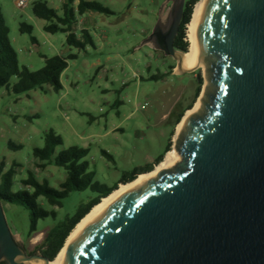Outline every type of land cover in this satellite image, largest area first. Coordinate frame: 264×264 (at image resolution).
I'll use <instances>...</instances> for the list:
<instances>
[{
  "label": "water",
  "instance_id": "1",
  "mask_svg": "<svg viewBox=\"0 0 264 264\" xmlns=\"http://www.w3.org/2000/svg\"><path fill=\"white\" fill-rule=\"evenodd\" d=\"M186 0H173L164 53L176 75L204 69L174 152L90 213L56 262L28 255L0 199V264H264V0L196 4L175 49Z\"/></svg>",
  "mask_w": 264,
  "mask_h": 264
},
{
  "label": "rangeland",
  "instance_id": "2",
  "mask_svg": "<svg viewBox=\"0 0 264 264\" xmlns=\"http://www.w3.org/2000/svg\"><path fill=\"white\" fill-rule=\"evenodd\" d=\"M94 1L114 14L100 15L106 24L90 29L94 44L88 43L81 50L68 47L65 34L44 32L43 26L52 23L38 20L33 14L35 3L61 9L62 0H31L25 10L17 8V0H0L21 68L37 72L45 67L46 59L76 57L62 75L60 92L48 86L22 96L7 89L0 91V166L5 170L13 163L21 166L16 188L22 186L29 172L55 189L65 182V169L53 164L40 170L34 157L35 149L45 147L49 132L63 141L56 155L73 147L88 150L84 162L88 163L94 182L114 188L124 175L151 168L149 156L164 154L173 143L180 116L194 107L200 87L203 92L204 69L176 75L177 62L166 57L147 37L157 25L164 31L170 27L173 0ZM160 15L165 18L159 20ZM22 25L32 27V34L23 33ZM33 38L40 47L33 45ZM16 83L13 78L10 85ZM169 112L172 118L165 122L163 117ZM10 144L21 149H11ZM96 197L91 190L75 192L59 207H52L45 198L39 199L38 204L55 212L56 218L40 221L39 234L32 239L29 212L15 205L4 204L3 208L13 236L33 252L49 230L74 217L81 206Z\"/></svg>",
  "mask_w": 264,
  "mask_h": 264
},
{
  "label": "trees",
  "instance_id": "3",
  "mask_svg": "<svg viewBox=\"0 0 264 264\" xmlns=\"http://www.w3.org/2000/svg\"><path fill=\"white\" fill-rule=\"evenodd\" d=\"M74 2L75 0H67L62 15L46 3H35L33 14L38 20L52 23L45 29L48 34H65L67 35L68 47L85 50L88 43L94 44V41L87 31L82 32L81 38L75 34V25L78 23L77 16L86 12L99 15H113L114 13L95 1L80 0L77 7H75ZM198 2L199 0H186L180 32L174 45L175 49L183 54L188 52L189 44L186 41V31L192 19L194 6ZM21 31L32 34L33 28L22 25ZM32 40L35 41L34 38ZM74 59H76L75 56L68 58L56 56L46 59L45 67L37 72L31 71L27 67L21 68L18 53L11 44L10 31L0 7V91L7 89L14 95L22 96L36 90H44L48 86L54 91L60 92L63 89L62 75L68 69L69 61ZM13 78L17 79V83L12 87L10 82ZM200 94L201 87L197 99ZM183 117L184 114L180 116L177 122L178 125ZM61 146H63L61 138L54 132H49L46 135L45 147L34 151V157L40 170H46L54 164L56 167L67 171L68 176L65 182L60 184L59 189L51 187L48 181L40 182L31 172L28 173L27 179L22 181V186L16 188L15 179L21 166L13 163L8 170L0 166V199L3 205L21 206L29 212L31 218L30 239L39 234L38 224L40 221L50 217L56 218L55 212H48L38 204L39 199L45 198L52 207H59L62 200L75 192L91 190L97 195L88 204L81 206L74 217L66 218L58 226L49 230L45 234L42 244L35 247V251L29 254L32 256L39 253L50 261L56 259L74 229L103 199L117 191L120 185L133 183L140 175L154 171V168L151 167L142 170V172L136 171L131 176L124 175L120 183L110 189L96 184L94 175L88 172V163L84 162V159L88 156V150L73 147L56 155L57 149ZM9 147L15 150L21 149L20 146L12 144ZM171 147L172 145L169 146L167 153L171 151ZM164 159V156L159 158L156 166H159Z\"/></svg>",
  "mask_w": 264,
  "mask_h": 264
},
{
  "label": "crops",
  "instance_id": "4",
  "mask_svg": "<svg viewBox=\"0 0 264 264\" xmlns=\"http://www.w3.org/2000/svg\"><path fill=\"white\" fill-rule=\"evenodd\" d=\"M79 1L80 0H75V2H74V4H75V7H77V5L79 4ZM87 1H94V0H87ZM67 3V1H65V0H62V8L61 9H59V8H55L54 10H56L60 15H62L63 14V12H62V10H63V7H64V5ZM164 19L165 18V16L163 15V16H161L160 15V19L159 20H162V19ZM77 20H78V23L75 25V29H74V32H75V34L79 37V38H81L82 37V32L83 31H87L89 34H90V29L92 28V27H94L95 29L96 28H100V27H102L104 24H106V19H104V20H102V19H100V15L99 14H95V13H90V12H86L85 14H83V15H79V16H77ZM45 22V21H44ZM48 26L47 25H45V26H43V31L44 32H46L45 31V29L47 28ZM47 33V32H46ZM48 34V33H47ZM49 35H51V34H49ZM91 35V34H90ZM147 37L149 38L150 37V35H149V33L147 34ZM48 40H51V38L49 37L48 38ZM66 41H67V39H66ZM50 43H51V45H53V47H54V43H53V41L51 40L50 41ZM33 45L36 47H40V44H39V42H38V40H36L35 39V41H33ZM170 118H172V112H169L168 114H166L164 117H163V119H164V121L165 122H168L169 120H170ZM177 126H178V124H176V126H175V134H176V131H177ZM175 134L173 133V135H172V140L171 141H173L174 140V136H175ZM172 146H173V143L171 144ZM171 149H172V147H171ZM168 150V149H167ZM167 150L164 152V156L166 157V155H167ZM163 155H159L158 157H156V156H149L148 157V161H149V164H150V166L149 167H153L154 169L157 167L156 165H157V161H158V159L159 158H161ZM110 156V155H109ZM142 175H145V174H142ZM120 183V182H119ZM118 183V184H119ZM120 187V186H119ZM17 239V238H16Z\"/></svg>",
  "mask_w": 264,
  "mask_h": 264
},
{
  "label": "bare ground",
  "instance_id": "5",
  "mask_svg": "<svg viewBox=\"0 0 264 264\" xmlns=\"http://www.w3.org/2000/svg\"><path fill=\"white\" fill-rule=\"evenodd\" d=\"M202 1H205V0H200L198 3L202 2ZM198 3H197V4H198ZM195 13H196V5L194 6V9H193V14H192L191 22H190V24L187 26V32H186L187 35H186V37H187V41H188L189 47H188V52L185 53V54H190V52H191L192 49H193L192 42H191V40L189 39V33H190V30H191L192 20H193V18H194V16H195ZM199 68H201V67H199ZM201 95H202V94H200V97H201ZM200 97H199V98H200ZM199 98L197 99L196 103L194 104V107H193L191 110H189L188 112H192V111L195 110L197 104L199 103ZM184 117H185V116H184ZM183 119H184V118H183ZM182 121H183V120H182ZM182 121H181V123H182ZM181 123H180V124H181ZM180 124H179V125H180ZM179 125H178V126H179ZM178 126H177V130H178ZM176 133H177V131H176ZM175 138H176V134H175V136H174V139H175ZM173 152H174V140H173V146H172V149H171L170 152L167 153L166 158L168 157V155L173 154ZM166 158L164 159V161H163L159 166H157V167L154 169L153 172L148 173V174H145V175H140L139 177H147V176L154 175V174L156 173L157 168H161V167L163 166V164H164ZM139 177H138L133 183H130V184H127V185H122V186H123V187H129L130 185L135 184V182L139 180ZM119 190H120V187H119V189H118L117 191H115L114 193L119 192ZM114 193H113V194H114ZM111 195H112V194H111ZM111 195H110V196H111ZM110 196H109V197H110ZM109 197H107L106 199H103L102 202H101L98 206H100V205L103 203V201L107 200ZM95 208H96V207H95ZM95 208H93V209L91 210V212H92ZM91 212H90V213H91ZM90 213H89L86 217H88V216L90 215ZM86 217H85V218H86ZM85 218H84L82 221H84ZM82 221H81V222H82ZM81 222H80V223H81ZM80 223H79V224H80ZM79 224H78V225H79ZM77 227H78V226H77ZM77 227H76V228H77ZM76 228L74 229V231L76 230ZM74 231H73V232H74ZM73 232L71 233V235L73 234ZM71 235H70V236H71ZM70 236H69V238H70ZM69 238H68V239H69ZM68 239H67V241H68ZM67 241H66V242H67ZM38 242H39V237H36L35 240H34V243H38ZM65 244H66V243H65ZM64 247H65V245H64ZM64 247H63V249H64ZM63 249H62L61 252L58 254V256H57L56 259L53 261V263L56 262L57 258H58L59 255L62 253ZM53 263H52V264H53Z\"/></svg>",
  "mask_w": 264,
  "mask_h": 264
},
{
  "label": "flooded vegetation",
  "instance_id": "6",
  "mask_svg": "<svg viewBox=\"0 0 264 264\" xmlns=\"http://www.w3.org/2000/svg\"><path fill=\"white\" fill-rule=\"evenodd\" d=\"M169 29H170V27L166 31H164V29H163L162 26L157 25L156 28L154 29V31L151 33V35L149 37L150 38L149 39V42H153L155 44V46L157 47V49H159L162 53H164V51H163V49L165 47L164 46V41H165L166 37L169 34ZM164 55H165V53H164ZM18 244L23 247V245H21V243H18ZM23 248L26 250V252H27L28 255L31 253V252H29L27 250V248H25V247H23Z\"/></svg>",
  "mask_w": 264,
  "mask_h": 264
},
{
  "label": "built area",
  "instance_id": "7",
  "mask_svg": "<svg viewBox=\"0 0 264 264\" xmlns=\"http://www.w3.org/2000/svg\"><path fill=\"white\" fill-rule=\"evenodd\" d=\"M31 0H17L16 6L19 10H25L29 7ZM43 234L39 237L41 238Z\"/></svg>",
  "mask_w": 264,
  "mask_h": 264
}]
</instances>
